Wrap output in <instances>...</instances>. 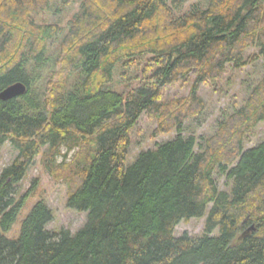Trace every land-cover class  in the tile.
I'll use <instances>...</instances> for the list:
<instances>
[{"label":"trees","instance_id":"trees-1","mask_svg":"<svg viewBox=\"0 0 264 264\" xmlns=\"http://www.w3.org/2000/svg\"><path fill=\"white\" fill-rule=\"evenodd\" d=\"M53 1L0 0V91L26 86L0 99V146L9 140L17 150L0 174V264H264V135L244 144L264 121V76L214 133H183L205 109L200 83L264 56L262 0H209L177 16L187 0H60L78 7L65 27L35 19ZM250 46L257 50L246 56ZM145 55L138 84L113 89L114 68L125 76ZM190 73L186 97L162 99L167 84ZM143 112L156 132L176 134L126 165L129 131ZM71 141L84 153L66 205L86 213L84 225L49 230L52 210L38 199L7 237L33 189L19 185L34 158ZM200 217L203 234L174 235Z\"/></svg>","mask_w":264,"mask_h":264},{"label":"rangeland","instance_id":"rangeland-1","mask_svg":"<svg viewBox=\"0 0 264 264\" xmlns=\"http://www.w3.org/2000/svg\"><path fill=\"white\" fill-rule=\"evenodd\" d=\"M209 0H187L174 14L186 13L193 6L205 8ZM264 4V0H262ZM77 4L62 6L60 0H54L51 10L35 16L38 22L59 23L65 27L70 16L77 10ZM61 36L54 40L49 49L51 63L54 62L55 48L58 46ZM60 39V40H59ZM256 47L245 49V55L250 56L256 51ZM148 56H143L136 61L133 68L128 69L126 75H122L123 67L117 65L113 71V82L110 84L115 90H129L134 88L139 80L143 64ZM58 67L56 66L55 70ZM59 70V69H58ZM56 70L51 76L56 80ZM264 76V56L245 65L234 68L226 65L221 77L209 82H202L198 86L197 93L202 97L206 106L199 115L191 117L184 122V135H193L198 140L200 137L209 136L217 128L218 123L225 119L234 109L242 105L252 87ZM194 74L190 73L187 79L167 84L162 90V99L186 97L192 87ZM157 121L147 112H143L137 122L129 131L130 145L126 165H130L136 156L145 150L152 149L156 144L170 140L175 136V131L156 132ZM264 135V121L258 123L251 135L244 139L246 147L256 145ZM84 146L78 141H71L60 145L56 152H49L47 147H42L34 158L26 175L20 182V191L33 188L26 207L19 214L17 221L11 229L5 233L7 237H13L18 233L20 220L28 213L32 204L38 199H43L52 210L53 218L47 224L51 231L66 228L74 233L82 227L86 221V213L67 207V193L76 182L74 174L75 160L82 159ZM17 155V150L9 140L0 146V174L2 169L11 163ZM217 186L221 190H229L230 182L224 174H214ZM204 217L191 218L187 222H180L174 230L175 236L187 233L190 236H199L204 232ZM218 230L213 232L216 235ZM241 234V231L238 235Z\"/></svg>","mask_w":264,"mask_h":264},{"label":"water","instance_id":"water-1","mask_svg":"<svg viewBox=\"0 0 264 264\" xmlns=\"http://www.w3.org/2000/svg\"><path fill=\"white\" fill-rule=\"evenodd\" d=\"M26 92V86L22 82H14L0 91V99L8 100L18 97ZM253 226H251L252 228Z\"/></svg>","mask_w":264,"mask_h":264}]
</instances>
